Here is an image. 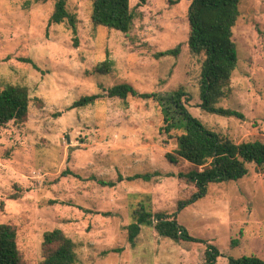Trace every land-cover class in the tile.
Segmentation results:
<instances>
[{
	"label": "rangeland",
	"instance_id": "374dc122",
	"mask_svg": "<svg viewBox=\"0 0 264 264\" xmlns=\"http://www.w3.org/2000/svg\"><path fill=\"white\" fill-rule=\"evenodd\" d=\"M55 1L0 0V91L26 86L30 97L26 122L0 125V222L17 226L22 264H42L44 233L55 228L75 242L78 264H202L208 245L220 251L215 264L264 259V168L249 164L243 178L212 182L205 196L179 209L195 191L179 177L193 166L166 158L180 132L163 130L154 99L106 95L122 83L162 96L183 87L186 107L210 130L264 142V0L240 1L233 36L239 62L231 94L218 103L244 118L201 107L204 55L188 47L192 0H131L128 34L95 26L93 0H68L78 46L67 21L49 25ZM178 45V55L156 56ZM107 55L110 71L97 72ZM92 94L102 96L69 109ZM139 208L176 216L204 241H174L144 225L131 244L127 227Z\"/></svg>",
	"mask_w": 264,
	"mask_h": 264
},
{
	"label": "trees",
	"instance_id": "16d2710c",
	"mask_svg": "<svg viewBox=\"0 0 264 264\" xmlns=\"http://www.w3.org/2000/svg\"><path fill=\"white\" fill-rule=\"evenodd\" d=\"M241 0H192L188 10V47L193 54L204 55L200 77L201 107L208 113L225 117L244 115L235 109L219 106L220 100L231 94L232 78L239 62V53L233 39L234 27L240 16ZM146 3V0H140ZM135 14L131 0H93L91 20L95 26H103L128 34ZM68 22L75 34L78 46L77 17L68 9V0H56L49 25ZM180 45L171 50L158 52L157 57L178 55ZM33 63L31 59L23 58ZM113 61L108 57L96 68L97 72H109ZM33 65L36 66L35 63ZM108 97L127 100L130 96L144 100L154 99L161 107L163 130L168 134L179 131L177 148L168 152L166 158L174 164L181 160L193 167L180 172L179 177L195 186L189 199L180 201L179 209L205 196L212 182L238 180L248 173V165L264 168V142L260 140L236 142L210 130L186 107L189 100L183 87L161 95L138 92L128 83L117 84L107 90ZM102 95L92 94L79 98L69 109L94 104ZM30 97L26 86L8 85L0 91V125L11 121H27ZM110 184H115L114 181ZM20 193L12 198H19ZM135 221L128 225V239L135 244L144 225L153 226L157 234L174 241L203 242L192 237L176 216L163 212H148L144 208L134 211ZM44 260L42 264H78L75 242L60 228L46 231L43 236ZM220 251L208 245L202 264H215ZM0 264H22L18 247V228L10 222H0ZM229 264H264L256 256L229 258Z\"/></svg>",
	"mask_w": 264,
	"mask_h": 264
}]
</instances>
